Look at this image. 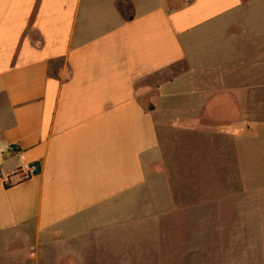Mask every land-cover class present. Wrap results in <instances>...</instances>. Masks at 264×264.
Instances as JSON below:
<instances>
[{"label":"crops","instance_id":"0c3cea01","mask_svg":"<svg viewBox=\"0 0 264 264\" xmlns=\"http://www.w3.org/2000/svg\"><path fill=\"white\" fill-rule=\"evenodd\" d=\"M260 5L0 0V148L16 147L0 153V240L9 242L0 262L35 260L53 241L98 228L101 209L131 205L161 154L153 112L162 93L199 96L188 112L264 107V20L242 18ZM22 162L39 170L21 181ZM236 182L225 196L239 206L253 191L259 222L264 186ZM232 215L246 233L247 219Z\"/></svg>","mask_w":264,"mask_h":264},{"label":"rangeland","instance_id":"374dc122","mask_svg":"<svg viewBox=\"0 0 264 264\" xmlns=\"http://www.w3.org/2000/svg\"><path fill=\"white\" fill-rule=\"evenodd\" d=\"M257 17L264 20V5L242 16ZM184 70L182 64L173 67ZM183 89L159 97L153 119L161 154L149 163L147 181L133 191L130 206L101 209L100 225L87 237L53 241L35 260L0 264H256L254 254L264 261V215L253 221V191L239 206L225 196L236 186L234 179L264 186V107L188 112L183 106L199 96ZM207 214L220 222L227 217L212 223L210 217L204 221ZM232 214L247 219L250 236L242 224L229 221ZM8 243L2 239L0 247Z\"/></svg>","mask_w":264,"mask_h":264},{"label":"built area","instance_id":"2783aa9c","mask_svg":"<svg viewBox=\"0 0 264 264\" xmlns=\"http://www.w3.org/2000/svg\"><path fill=\"white\" fill-rule=\"evenodd\" d=\"M4 151H16V147L12 144H8L4 147V150L0 148V153ZM39 170V165L34 162H22L14 171V174L18 180H25L35 175ZM10 175L1 171V179L3 182H8Z\"/></svg>","mask_w":264,"mask_h":264},{"label":"trees","instance_id":"16d2710c","mask_svg":"<svg viewBox=\"0 0 264 264\" xmlns=\"http://www.w3.org/2000/svg\"><path fill=\"white\" fill-rule=\"evenodd\" d=\"M126 6H127L126 4L122 3V8L121 9L123 10V12L125 11V9H123V8H125Z\"/></svg>","mask_w":264,"mask_h":264}]
</instances>
